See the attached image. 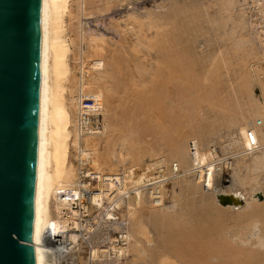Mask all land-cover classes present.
Returning <instances> with one entry per match:
<instances>
[{
	"label": "bare ground",
	"instance_id": "bare-ground-1",
	"mask_svg": "<svg viewBox=\"0 0 264 264\" xmlns=\"http://www.w3.org/2000/svg\"><path fill=\"white\" fill-rule=\"evenodd\" d=\"M40 1L34 263L264 264V0H175L144 22L130 6L125 32L101 18L130 0ZM204 22L208 46H180Z\"/></svg>",
	"mask_w": 264,
	"mask_h": 264
},
{
	"label": "water",
	"instance_id": "water-1",
	"mask_svg": "<svg viewBox=\"0 0 264 264\" xmlns=\"http://www.w3.org/2000/svg\"><path fill=\"white\" fill-rule=\"evenodd\" d=\"M41 1L0 0V264H35Z\"/></svg>",
	"mask_w": 264,
	"mask_h": 264
},
{
	"label": "rangeland",
	"instance_id": "rangeland-1",
	"mask_svg": "<svg viewBox=\"0 0 264 264\" xmlns=\"http://www.w3.org/2000/svg\"><path fill=\"white\" fill-rule=\"evenodd\" d=\"M185 1V0H184ZM192 1L193 0H188V3H187V5L189 6V7H186V10H188V14H190L191 15V12L192 13H194L193 12V3H192ZM195 1V0H194ZM129 2V5H123L122 6V8H124V9H120L119 7H117V6H114L113 7V9H112V14L110 13V16L108 15V16H104L103 18H101L102 19V23H106V24H108V23H110L111 24V21L113 22L112 24H117V25H115L116 27H119L118 25L120 24V22H118L119 20L120 21H122L121 22V24L123 23V25H121L120 27V29H119V32L120 31H122V32H125L124 30L126 29V28H124L125 26L127 27V22H128V20H126L125 19V17H127V9H130L131 7H132V9L131 10H128L129 11V13H131L132 15L131 16H133V14H134V17L133 18H138V19H136L137 21H141V22H144V21H146L148 18H149V16L151 15V18L153 17V18H155V17H157V13H159V9L157 8V7H161L162 6V4L163 3H165L166 5H165V7L166 8H169L170 7V5H172L171 3L172 2H176L175 0H173V1H171V0H130V1H128ZM159 2V3H158ZM167 2V3H166ZM186 2H187V0H186ZM198 2H200V1H197L196 3H195V5L196 4H198ZM131 3V4H130ZM161 3V4H160ZM170 3V4H169ZM182 3V2H181ZM189 3H190V5H189ZM156 4H159V5H161V6H158V5H156ZM192 5V6H191ZM194 5V6H195ZM131 6V7H130ZM129 7V8H128ZM148 7V8H147ZM121 10H123V13H120V11ZM148 10V11H147ZM151 10V11H150ZM157 10V11H156ZM192 10V11H191ZM117 11V12H116ZM150 11V12H149ZM190 11V12H189ZM122 12V11H121ZM151 12H153V13H151ZM157 14V15H156ZM111 15L113 16V17H111ZM124 15V16H123ZM126 15V16H125ZM153 15V16H152ZM156 15V16H155ZM122 16V17H121ZM130 16V17H131ZM137 16V17H136ZM184 16H186V13H184ZM184 16H182L183 18H185ZM113 18V19H111V18ZM116 17V18H115ZM119 17V18H118ZM172 17V16H171ZM188 17V16H187ZM105 18V19H104ZM116 20H118V21H116ZM104 19V20H103ZM109 19L111 20L110 22H109ZM122 19H125L126 21H123ZM127 19H128V17H127ZM146 19V20H145ZM94 21L92 22V24L96 21V19H93ZM171 19H169V21H170ZM106 21V22H105ZM160 21H162V22H167L168 20L167 19H165V18H162ZM168 21V22H169ZM117 22V23H116ZM132 23L133 24H136V23H134V21H132ZM125 24V25H124ZM169 23H165L164 24V26H168L169 27V29H171L170 28V25H168ZM89 25V23L88 24H86V27ZM202 25H203V27H202V29H203V32L202 33H199L198 35H196V34H194V36L193 37H195V38H193L192 40H193V42L191 41V40H189L190 39V37H189V35H185L184 37L185 38H183V40H184V42L182 43V44H180V46H185L184 44H186V45H189V43L191 44V43H193L194 44V42H196V44L197 45H199L200 44V49L201 48H205L206 46H208V40H209V38H212V34H209L208 32H207V28H206V26H205V28H204V25H205V22L204 23H202ZM102 26H105V25H102ZM166 26V27H167ZM124 29H123V28ZM165 27V28H166ZM122 29V30H121ZM150 30L152 31V33H151V31L149 32V29L147 30V28H146V33H147V31L149 32V33H147L148 35H150V36H152V34L154 33V31H153V29L152 28H150ZM186 32V31H185ZM151 33V34H150ZM209 34V35H208ZM211 35V36H210ZM107 36H109V35H107ZM118 39L120 40V42H122L123 41V45L121 46L120 45V43H118V45H120L119 47L121 48V47H127L128 49H131L130 47L131 46H133L132 47V49L131 50H134V52H132L131 51V53L128 51L127 53H125V56H126V58H129V59H127V64H130V66H128L131 70H133V69H135L136 68V66H138V65H142L141 67H143V68H139V69H137L136 68V72L139 74V72H145L146 74L147 73H149L148 75L149 76H153L154 75V71H155V62L158 60V58H157V56L155 55V57H154V54L155 53H151V54H149V52H144V51H146V49L142 52L143 54L141 55V49L139 50H136V48L138 47H134V46H136L135 44V42L133 41V39L134 40H136V38L134 37V36H128L127 35V37H126V35H125V39L122 37L121 38V35H118ZM128 37H130V38H128ZM131 38H132V40H131ZM188 38V39H187ZM130 39V40H129ZM122 40V41H121ZM126 40H128V41H126ZM200 40V41H199ZM206 40V41H205ZM213 41H212V43H211V46L210 47H212V48H215L216 46H217V43L214 41V37H213V39H212ZM135 43V44H133V42ZM203 41V42H202ZM129 42V43H128ZM130 46H129V45ZM192 44V45H193ZM216 45V46H215ZM204 46V47H203ZM118 47V48H119ZM141 47V46H140ZM135 48V49H134ZM139 48V47H138ZM198 48V49H199ZM197 50V49H196ZM137 51V52H136ZM135 52L137 53V54H135ZM139 52V53H138ZM146 53V54H145ZM135 54V55H134ZM148 54H149V56H148ZM188 55V56H187ZM141 56H143V57H141ZM149 59H147L146 57ZM182 57H183V59L185 60V59H188L189 58V54L188 53H186V51H184V53H183V55H182ZM140 58H143V59H140ZM157 60H156V59ZM148 60V61H147ZM149 61H150V63H149ZM152 62H154V63H152ZM148 63H149V65H148ZM146 64V65H145ZM148 65V66H147ZM155 65V66H154ZM150 67V68H149ZM136 72L134 71V73L136 74ZM150 72H153L152 74L150 73ZM147 75V76H148ZM149 76L147 77V81H149L150 79H151V77L149 78ZM153 77H156V75H154ZM156 79V78H155ZM186 82V81H185ZM257 86V87H256ZM253 89H254V94H255V97H259V95L261 94V89H260V86L257 84H255L254 85V87H253ZM206 91V89H203V92H199V93H197L198 95H195L196 94V92L194 91V92H192V94H189L190 95V97H197V96H199L200 95V97H201V100L203 99V101H202V104H204V106L203 107H205V109L207 108V105L209 104L208 102L211 100V97L209 96V92L207 93V92H205ZM204 92H205V94H204ZM189 93V92H188ZM207 97V98H206ZM130 104H132L131 103V101H130ZM207 104V105H206ZM152 108V107H151ZM156 108L157 107H155V108H152L154 111L156 110ZM208 111H209V109H207ZM222 131H224V130H222ZM222 131H215L216 132V134H218V135H220V132H222ZM222 134V133H221ZM226 179H228V177H225ZM224 178V179H225ZM225 179V180H226ZM230 194H222L221 195V197L219 196V198H218V200H217V205L219 206V207H222L223 209H228L230 206L229 205H231V204H227V203H229L228 202V199H226L227 198V196H229ZM225 197V198H224ZM262 200H264V199H258V201L259 202H261Z\"/></svg>",
	"mask_w": 264,
	"mask_h": 264
},
{
	"label": "built area",
	"instance_id": "built-area-1",
	"mask_svg": "<svg viewBox=\"0 0 264 264\" xmlns=\"http://www.w3.org/2000/svg\"><path fill=\"white\" fill-rule=\"evenodd\" d=\"M155 195H156V193H155ZM152 197H153V196H152ZM75 208H77L76 205H75ZM117 237H118V238H115V239L117 240L118 243L121 244V243L123 242V237H122V235L120 234V235H118Z\"/></svg>",
	"mask_w": 264,
	"mask_h": 264
}]
</instances>
